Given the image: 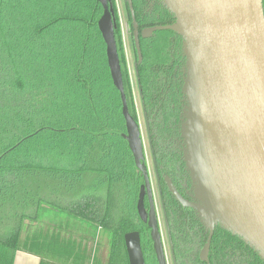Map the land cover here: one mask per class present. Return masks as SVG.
<instances>
[{"label": "trees", "instance_id": "trees-1", "mask_svg": "<svg viewBox=\"0 0 264 264\" xmlns=\"http://www.w3.org/2000/svg\"><path fill=\"white\" fill-rule=\"evenodd\" d=\"M111 2L127 107L136 120L119 18L115 0ZM101 13L96 0H0V264H13L22 249L39 256V264H103L95 258L89 262L87 249L79 242L53 231L59 224L62 228L64 220L58 224L55 219L63 214L78 220L75 230L82 238L91 231L87 239L94 241L99 229L106 230L104 264H128L123 235L134 230L141 237L144 261L156 264L148 228L136 211L142 175L126 141L118 156L126 182L117 184L130 188L133 195L118 210L117 221H112L108 204L101 211L97 208L99 195L66 197V177L72 171H101V167L88 165L82 148L88 151L93 139L106 135L105 131L125 130L119 92L111 81L97 28ZM127 18L132 30L129 12ZM135 54L138 84L148 107L150 102L158 103L156 98L149 101L148 89L160 81ZM112 188L109 184L107 195ZM163 191L177 259L178 231L191 230L203 238L206 233L190 208L180 206L164 185ZM54 207L60 212L55 210L52 215ZM85 224L88 228L84 230ZM224 236L231 250L244 248L263 262L241 239L218 225L211 246H218Z\"/></svg>", "mask_w": 264, "mask_h": 264}, {"label": "water", "instance_id": "water-1", "mask_svg": "<svg viewBox=\"0 0 264 264\" xmlns=\"http://www.w3.org/2000/svg\"><path fill=\"white\" fill-rule=\"evenodd\" d=\"M102 7L97 28L105 45L111 81L119 92L123 132L142 183L136 199L139 219L149 229L157 264H167L145 163L142 137L124 92L111 0ZM181 39L184 56L180 119L181 158L191 183L184 198L165 176L168 191L189 207L208 232L200 250L207 260L216 225L237 236L264 262V13L262 0H161ZM138 58L137 23L126 0ZM145 36V33H142ZM147 197L148 209L144 205ZM128 264H145L137 230L123 235Z\"/></svg>", "mask_w": 264, "mask_h": 264}, {"label": "flooded vegetation", "instance_id": "flooded-vegetation-1", "mask_svg": "<svg viewBox=\"0 0 264 264\" xmlns=\"http://www.w3.org/2000/svg\"><path fill=\"white\" fill-rule=\"evenodd\" d=\"M132 4L133 9L136 7L134 14L136 12L135 20L138 32V50L141 60L139 63L142 62L146 67H148V70H153L155 78L160 81V84L157 85V87L155 85H151L148 89V94L150 95L149 101L156 98L155 101L158 103L150 102L149 106L146 107L140 87L139 92L141 110H143L144 120L146 121L148 144L155 171L156 188L161 199L163 216L166 224L167 239L170 246L171 264H264V262H259L255 256L251 255L249 251L244 248L238 247L235 251L231 250V247L228 245L229 238L225 236L221 240H218V246L212 247L211 239L213 234L210 239L207 260H201L199 254L201 248L206 243L208 232L199 223L191 209L190 210L192 211L195 219L204 229L206 235L203 238V234L199 233L200 236L194 235L191 230L178 231L176 233V237L178 240V252H180V254L177 258L178 260L176 259L169 232V224L165 213V195L163 185L168 191L164 177H169L176 190L184 198L190 199L189 194L191 193V183L188 173L185 170L180 150V119L182 107L184 105L183 95L181 92L183 78L182 69L185 63L184 56L181 51L182 39L177 33L170 29L153 30L148 32L149 28L164 26L174 22L173 15L164 7L161 0H132ZM262 9L264 13V0H262ZM129 31L134 56L133 69L137 75L135 67V52L137 48L133 38V27L132 30H130V25ZM142 33H145V36H143ZM127 71L129 74L128 67ZM133 103L137 121V103L134 97ZM160 178L162 181H160ZM171 196L180 205L172 194ZM144 205L146 209H148L146 196L144 197ZM177 217L179 218V216ZM141 224L143 227L147 228L146 224H143L142 222ZM188 232L192 235L191 238L187 236L189 235ZM221 242L223 245H220ZM166 260L168 264L169 259L167 258Z\"/></svg>", "mask_w": 264, "mask_h": 264}, {"label": "rangeland", "instance_id": "rangeland-1", "mask_svg": "<svg viewBox=\"0 0 264 264\" xmlns=\"http://www.w3.org/2000/svg\"><path fill=\"white\" fill-rule=\"evenodd\" d=\"M115 5L119 18V26L122 37V46L124 49L125 63L129 70L132 96L134 97L137 103V113H138L137 123L139 125L140 133L142 137L145 163L148 171V176L150 179L151 189L153 188L152 190L153 203L156 211L159 229L161 232V238L165 250V257L166 259L167 258L169 259L168 264H171L170 246L168 244V239H167V231L163 216L162 203L156 188L157 187L156 177L153 167L152 155L148 144L146 121L144 120L143 110H141V105H140V92L136 78L137 75L135 74L134 72L135 70L133 69L134 56L131 45L132 43L131 36L129 34L130 32L129 22L127 20L128 19L127 3L126 0H115ZM124 141L125 139L123 137L109 132L106 133V135L103 134L102 136L93 139V145L89 148V150L87 151L85 147H83L81 153L82 155L85 154L83 157L84 159H87V163H89L88 164L89 166L101 167V171L89 170L85 168L81 170V172L78 171V173L72 171L71 174L66 177V197L71 199H79L82 197H86L89 194L95 196L99 195L101 201L99 200L97 202V208L101 211V209L108 204L111 210L110 213H111L112 221L118 220L119 218L118 210L121 209L123 203L131 202L133 195V192L130 190V188L127 189L125 185L122 188L117 184L119 182L125 184L126 182L125 180H123L124 173L118 166L119 148L120 147L125 148ZM109 184H112L113 188L112 191H110L109 195H107L106 189L109 187ZM53 209L52 211L54 212H52V215H54V213H56L55 210H58L59 208L54 207ZM58 212H60V210H58ZM52 215H48V216L50 218L54 217ZM61 221H63L62 228H60L61 224H59ZM55 222H58L59 225L55 226V230L53 231L54 232L62 231V233L66 234L65 236L68 240L70 239L74 243L79 242L81 244V247L87 249L86 253L88 254L87 259L89 262H91V260H93L94 258L95 259L100 258L104 262L105 257H103L102 253L103 252L106 253L107 249L104 251L101 250L100 248L97 249L96 247L98 243L96 244V242L100 240L98 239L100 237L101 238L100 247H102L103 245L106 246L105 237H104L106 230L99 229L95 235L96 240L91 241L87 239V237L90 236L91 231H88V236L82 238L79 234V231L75 230V227L78 226L77 224L80 223L78 222V220H75L74 218L70 217L68 214H66V216L63 214L60 218L55 219ZM82 226L84 227V230L88 228L87 224ZM10 229H8V231ZM85 233L87 234V232ZM79 243H77V245Z\"/></svg>", "mask_w": 264, "mask_h": 264}, {"label": "crops", "instance_id": "crops-1", "mask_svg": "<svg viewBox=\"0 0 264 264\" xmlns=\"http://www.w3.org/2000/svg\"><path fill=\"white\" fill-rule=\"evenodd\" d=\"M25 234H23V236H24ZM62 235H66L65 233H62ZM99 237V236H98ZM65 238H66V236H65ZM98 239H100L101 240V238L99 237ZM100 240L99 241H97L96 242V244H97V249L98 248H100L101 250H106L107 248H106V246L105 245H103L102 247H100L101 245H100ZM108 251V250H107ZM103 254V257H105L103 260H104V262L102 261V259H100V261H102V263L104 264L105 262H106V257H107V252L105 253V252H103L102 253ZM105 255V256H104ZM40 263V258H39V256H37V255H35L34 253H31V252H28L27 250H24V249H22V250H19V251H17V253H16V255H15V257H14V261H13V264H39Z\"/></svg>", "mask_w": 264, "mask_h": 264}]
</instances>
